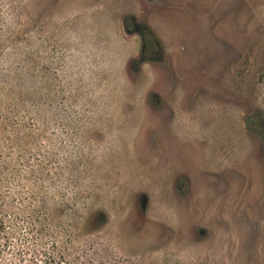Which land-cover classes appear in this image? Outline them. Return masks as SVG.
<instances>
[{
	"label": "rangeland",
	"instance_id": "374dc122",
	"mask_svg": "<svg viewBox=\"0 0 264 264\" xmlns=\"http://www.w3.org/2000/svg\"><path fill=\"white\" fill-rule=\"evenodd\" d=\"M164 81L264 132V0H0L1 264H264V139Z\"/></svg>",
	"mask_w": 264,
	"mask_h": 264
},
{
	"label": "flooded vegetation",
	"instance_id": "af4514ba",
	"mask_svg": "<svg viewBox=\"0 0 264 264\" xmlns=\"http://www.w3.org/2000/svg\"><path fill=\"white\" fill-rule=\"evenodd\" d=\"M130 23H128V21L124 22V26L126 28L127 31H136V33L139 34L140 39H141V43H142V58L146 61H152L154 59H157V62L159 63H165V57L163 54H161L162 51V47L159 41L156 40V38L154 37L153 33L148 29V28H141L140 30H138V25H136L135 23V19L132 18L130 19ZM155 49H157L158 53L157 55L154 53ZM156 55V57H155ZM206 83V82H205ZM204 83V84H205ZM162 90V95H158L157 99L159 104L161 105L160 107V113L161 115L165 116L167 118V120L170 119H176V115L174 113V109L179 110V112H184V114H188L191 111H195L197 110V107L199 105V102H202V100H206L207 102L209 101V103L212 102L213 99H215L216 101H218L219 103L222 102L224 103L226 106L227 105H233V106H237V108H240L241 110V116H242V124H246L247 123V130L250 134L258 137L259 139H264V132L256 127V122H257V118L260 116L258 113H253L252 115H249L247 118H245L244 115V111L241 108V104L234 100V98H227L226 96H223L221 93V91H216L213 94V90L210 89V87L208 85H204V86H195L191 88V92H190V99H188L187 101H184L183 105L182 103L179 104L181 106L178 105L175 106V108L173 109V107H169V106H165L166 101L164 100L165 94L167 93V82L164 81L163 85L161 86ZM215 95V96H214ZM238 97V96H237ZM201 100V101H199ZM189 115V114H188ZM206 129V128H205ZM207 131V130H206ZM210 132L212 133L211 129ZM205 133V132H204ZM213 134V133H212ZM210 138L212 137L211 134ZM222 140V139H221ZM214 164V163H213ZM216 165V164H214ZM238 166H234L231 167L233 170V168H237ZM221 168L229 170L227 167L222 166ZM244 171V170H243ZM176 177H177V184H178V188L182 191H187V184L191 183V177L189 174L187 173H183V172H177L175 173ZM174 174V175H175ZM222 178L226 179L228 182L230 181V179L232 178H244L241 177L240 175V171H230L228 174H224L221 175Z\"/></svg>",
	"mask_w": 264,
	"mask_h": 264
},
{
	"label": "crops",
	"instance_id": "0c3cea01",
	"mask_svg": "<svg viewBox=\"0 0 264 264\" xmlns=\"http://www.w3.org/2000/svg\"><path fill=\"white\" fill-rule=\"evenodd\" d=\"M194 132H195V130L193 129V134H194ZM191 178H192V180H194V183L197 181V183H200L199 181V179H197V178H195V177H193V176H190Z\"/></svg>",
	"mask_w": 264,
	"mask_h": 264
},
{
	"label": "trees",
	"instance_id": "16d2710c",
	"mask_svg": "<svg viewBox=\"0 0 264 264\" xmlns=\"http://www.w3.org/2000/svg\"><path fill=\"white\" fill-rule=\"evenodd\" d=\"M0 264H1V262H0Z\"/></svg>",
	"mask_w": 264,
	"mask_h": 264
}]
</instances>
